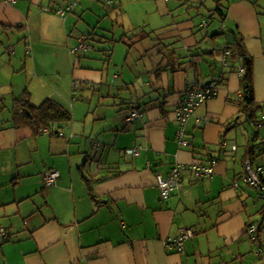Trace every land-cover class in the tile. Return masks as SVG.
Instances as JSON below:
<instances>
[{
	"label": "crops",
	"instance_id": "obj_1",
	"mask_svg": "<svg viewBox=\"0 0 264 264\" xmlns=\"http://www.w3.org/2000/svg\"><path fill=\"white\" fill-rule=\"evenodd\" d=\"M73 1L0 0V264H260L246 227L261 223L264 191L241 180L250 159L264 181V0H217L222 20L199 27L190 8L171 12L173 0L161 23L151 18L158 0H127L126 15L114 13L123 0H75L57 13ZM135 36L149 40L130 47ZM157 38L175 43L168 53L179 71ZM239 41L251 70L248 115L242 63L222 58ZM208 81L217 96L193 111L183 147L176 108L189 85ZM18 100H53L71 119L42 132ZM134 109L140 117L127 124ZM212 157L211 178L184 171L182 186L162 199L159 174ZM51 168L60 177L49 187ZM183 229L194 236L178 252L166 241Z\"/></svg>",
	"mask_w": 264,
	"mask_h": 264
},
{
	"label": "built area",
	"instance_id": "obj_2",
	"mask_svg": "<svg viewBox=\"0 0 264 264\" xmlns=\"http://www.w3.org/2000/svg\"><path fill=\"white\" fill-rule=\"evenodd\" d=\"M76 1H73V4L69 5L66 9H60L57 11V13L61 16H64V14L67 11H70L75 5ZM82 47L85 48V45L83 44ZM231 54L230 50H226L223 52V62L226 64V59ZM239 76L241 77L244 73V68L241 66L239 68ZM78 87V85H76ZM217 95V86L215 84H210L205 88H199L197 86H191L189 87L185 92V98L181 102V104L176 108L175 114L178 121L180 129V142L183 146H188L189 143L187 141L182 140V136L184 134V125L186 124L189 117L192 115L193 111L200 106L202 103L207 101L208 99H211ZM240 96H243V93L240 92ZM139 115L138 113L132 112L130 117L128 118V121H133L135 118H137ZM42 132L50 133L48 129H42ZM129 154L137 153L135 150H130L128 152ZM217 164V160L210 159L207 163H199V164H191V165H184V164H178L175 167L172 168L171 174L169 177H164L162 175L157 176L158 180V186L161 190V196L163 200H166L169 198L172 191L178 190L183 183L182 174L184 171H188L191 174H194L195 178L197 180H203L205 178H211L215 172V166ZM245 165V171L246 175L243 176V182L260 188V182H259V175L253 170L252 163L250 160H247ZM60 173L57 170H49L44 174L43 176V182L46 186H52L55 184V182L59 179ZM237 186V184H236ZM262 188V187H261ZM248 232L251 236V239L255 241L257 239V234L261 238V247L264 249V220L261 227H258L256 224H251L248 228ZM194 236V230L192 229H183L179 233V235L174 239H168L166 241V245L168 247H174L178 252H184L185 251V242L189 239H191Z\"/></svg>",
	"mask_w": 264,
	"mask_h": 264
},
{
	"label": "trees",
	"instance_id": "obj_3",
	"mask_svg": "<svg viewBox=\"0 0 264 264\" xmlns=\"http://www.w3.org/2000/svg\"><path fill=\"white\" fill-rule=\"evenodd\" d=\"M189 1H187L186 3H188ZM185 3V4H186ZM176 9V8H174ZM189 8H187L188 10ZM171 11V10H170ZM169 11V12H170ZM218 11H220V9L218 8ZM220 14L222 16V12L220 11ZM124 38H126L124 36ZM137 36L130 38V40L128 39L127 41H131L129 43V46H135V44L139 41H143L146 40V37L143 38H139ZM113 41V39H110ZM157 40V46H162L165 45L164 48H161L160 54L162 55L163 59L167 60L169 62V65L172 67L173 71H179L181 69V67L178 66V63L172 58V56H174V53H168V51H171V47L175 45V43H169V44H165L164 39H156ZM166 40V39H165ZM238 44L236 45H229L227 46L223 52H225L226 50H230L231 54L229 55V57L226 59V64H229L231 60H240V62L242 63V66L244 68V73L241 76V82L242 85L244 87V97L243 100H241L240 102V106L243 108V113L248 115V111H250V107L253 103L252 100V86L250 84L251 81V70H250V65L246 64V53H245V49L243 47V45H241L240 41L237 42ZM85 45V44H84ZM84 48V47H82ZM87 48V47H86ZM180 64V63H179ZM167 65V67L169 66ZM180 66H183V64ZM214 81H210V83L212 84ZM195 84L189 85V87L194 86ZM197 86V85H195ZM208 85L205 86H197L199 88H205ZM187 90V89H186ZM185 90V92H186ZM185 98V96H184ZM183 98V100H184ZM245 98V99H244ZM182 100V101H183ZM19 105V107L25 108L28 107L30 109V113H31V121L32 123H34L35 125L38 126V130H41L43 128L49 127L51 129V125L55 124V123H61L63 121H69L71 119V116L69 114V112L64 109L60 104H58L57 102L53 101V100H47L45 102L42 103L41 106L39 107H35L30 105V103L27 100H18L17 101V106ZM25 110V109H24ZM53 126V125H52ZM251 158V157H249ZM211 159H215L216 158L212 157ZM247 160L250 159H246L244 161V164L246 163ZM252 163V160H250ZM243 179V178H242ZM259 182L260 185L262 187V190L264 191V181L259 178ZM261 214L262 216V221L259 225H257L258 227L262 226L263 220H264V207L261 210ZM251 224L247 225L246 227V234L251 238L249 232H248V228ZM188 241V240H187ZM253 242L257 243L258 245V249H257V254L260 257V264H264V249L261 247V238L260 236L257 234V239L252 240Z\"/></svg>",
	"mask_w": 264,
	"mask_h": 264
},
{
	"label": "rangeland",
	"instance_id": "obj_4",
	"mask_svg": "<svg viewBox=\"0 0 264 264\" xmlns=\"http://www.w3.org/2000/svg\"><path fill=\"white\" fill-rule=\"evenodd\" d=\"M115 1H117V0H115ZM173 1H177V4H176L177 8L172 10L171 12H173L174 15H176V16L182 15L184 12H186L187 8H190L188 12H190L192 14V19L194 18V22H191V23L193 25H195L196 27L197 26L199 27L200 24L207 25L208 23H211V24L217 23L218 22L217 19L214 20L215 22H212L213 19L217 18V17H219L220 21L222 20L220 11H222V7H224V5L222 2H218L217 0H173ZM187 1H189V2L186 3ZM158 2H159L158 7H160L159 11L157 9H155V8H157V5H151V18H155V17L157 18V16L159 14H163V16L166 14H170L169 9H168V5H167V0H158ZM171 3L174 7V2H171ZM153 7H154V9H153ZM218 8L220 9V11H218ZM131 9L133 10V8L129 5V2L127 0H123L122 6L120 8H118V10H115L114 13L116 15V13L120 14L123 11V14L126 15V14H128L129 11H131ZM101 11L103 14H107V11L104 9L103 6H101ZM164 11H166V13ZM133 12H134V14H132V15L137 17V13L135 11H133ZM223 12H224V8H223ZM212 14H215V15H213L214 17L212 16ZM177 17H179V16H177ZM114 18H116V16H114ZM157 20H158V18H157ZM163 20H164V18H160L158 20V22L161 23V22H163ZM154 23L155 22L151 20V24H154ZM204 29H205V31L207 30V28H204ZM146 31L147 32H145V33L148 34V32L150 30L146 29ZM221 32H224V31H221ZM148 40H149V38L146 39L145 41L147 42ZM215 45L219 49H223L225 47L226 40L222 38V35L218 36L217 41L215 42ZM157 54H158V51H156V49L153 46H151V51L146 56L147 60L151 61V64H152V59H153V61H155V58L158 56ZM134 57H136L137 59L139 58V53L137 51L134 52ZM147 60H144L143 63L148 64L149 62ZM31 78L32 77L29 76V79H31ZM34 83L37 86L40 85V83H38V82H34ZM127 116H128V113L126 114V116L123 119H125V122L127 124H130L126 120ZM55 131H57V130H55ZM48 169H46V171ZM40 177L42 178V176H40ZM241 182H242V184L245 185L243 180H241ZM254 193H255V195H257V192H254ZM250 204H252V203H250ZM252 205H254V204H252ZM260 205H261V203H257L256 207H259Z\"/></svg>",
	"mask_w": 264,
	"mask_h": 264
},
{
	"label": "bare ground",
	"instance_id": "obj_5",
	"mask_svg": "<svg viewBox=\"0 0 264 264\" xmlns=\"http://www.w3.org/2000/svg\"><path fill=\"white\" fill-rule=\"evenodd\" d=\"M210 84H211V83L209 82V83H207L206 85H210ZM194 86H195V85H194ZM187 89H188V87H187ZM216 96H217V95H216ZM213 98H214V97H213ZM211 99H212V98H211ZM208 100H209V99H208ZM135 111H136V112L138 113V115H139L137 118L140 117V114H139V112H138L136 109L131 110V111L129 112L127 118H126V120H127L128 123H132V122H134V121L137 119V118H135L133 121H128V118L130 117L131 113H132V112H135ZM184 141H185V140H184ZM187 142H188V141H187ZM180 143H181V142H180ZM188 143H189V142H188ZM181 145H182V144H181ZM189 145H190V144H189ZM189 145H188V146H189ZM182 146H183V145H182ZM188 146H183V147H188ZM210 159H211V158H210ZM210 159H209L208 161H210ZM208 161H207V162H208ZM207 162H206V163H207ZM194 164H197V163H194ZM177 165H178V164H177ZM184 165H186V164H184ZM188 165H191V164H188ZM174 167H175V166H174ZM52 170H53V169H52ZM246 174H247V173H246V171H245V172H244V175H246Z\"/></svg>",
	"mask_w": 264,
	"mask_h": 264
},
{
	"label": "water",
	"instance_id": "obj_6",
	"mask_svg": "<svg viewBox=\"0 0 264 264\" xmlns=\"http://www.w3.org/2000/svg\"><path fill=\"white\" fill-rule=\"evenodd\" d=\"M209 82H210V81H208V83H209ZM27 113L30 114L28 111H27Z\"/></svg>",
	"mask_w": 264,
	"mask_h": 264
}]
</instances>
